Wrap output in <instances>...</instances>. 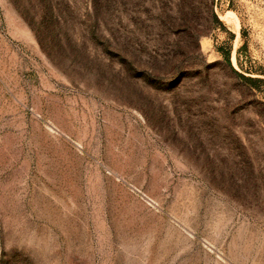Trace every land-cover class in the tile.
I'll return each instance as SVG.
<instances>
[{
	"label": "rangeland",
	"instance_id": "obj_1",
	"mask_svg": "<svg viewBox=\"0 0 264 264\" xmlns=\"http://www.w3.org/2000/svg\"><path fill=\"white\" fill-rule=\"evenodd\" d=\"M0 264H264V0H0Z\"/></svg>",
	"mask_w": 264,
	"mask_h": 264
},
{
	"label": "trees",
	"instance_id": "obj_2",
	"mask_svg": "<svg viewBox=\"0 0 264 264\" xmlns=\"http://www.w3.org/2000/svg\"><path fill=\"white\" fill-rule=\"evenodd\" d=\"M213 18H214L216 21H218V19L216 18V16H215L214 14H213ZM226 62H228V64H229V61H228L227 56H226ZM237 75H238L240 78H242L244 81H246V82H250V81H252V78L245 77V76H243V75H241V74H239V73H237Z\"/></svg>",
	"mask_w": 264,
	"mask_h": 264
}]
</instances>
